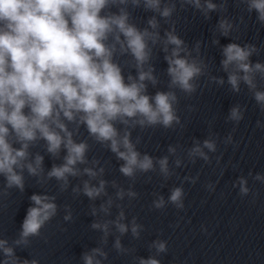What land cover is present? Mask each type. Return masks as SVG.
Here are the masks:
<instances>
[{
  "label": "clouds",
  "instance_id": "9594fccd",
  "mask_svg": "<svg viewBox=\"0 0 264 264\" xmlns=\"http://www.w3.org/2000/svg\"><path fill=\"white\" fill-rule=\"evenodd\" d=\"M249 13L255 12L257 20L264 24V0H244ZM191 5L206 19L209 13L217 11L213 0H181V6ZM225 3L219 5L220 9ZM132 8L143 7L145 11L158 14L167 23L176 10V4L169 0H0V177L4 178V189L0 195H9V190H25V171L29 176L40 177L44 173V155L30 151L38 142H43L44 151L52 158H59L63 151V162L53 164L47 171V179L60 182L65 190L69 177L81 174L78 164H86L89 144L86 140L74 139L81 127L88 137L106 146L116 158L123 161L119 171L133 178L137 171L147 173L159 165L162 175H169L168 157L154 158L141 154L131 139V130L157 125L165 129L180 124L176 113V92L191 95L196 92L195 83L206 65L198 58H192L185 41L175 32V26L164 32L158 29L160 23L153 15L143 29L130 22ZM220 34L228 37L233 24L227 18L218 20ZM163 44L162 51L168 65V91L148 92V86L155 87L158 78L151 63L153 47ZM218 44L219 40H214ZM171 46V47H170ZM200 42L195 49L199 52ZM258 52L256 45H240L235 42L222 46L220 61L227 74V83L233 92L239 93L241 84L250 92L261 111H264V90L257 86V76L264 80V62H253L251 57ZM120 56L130 55L134 61L136 75H125ZM223 85V78L212 77ZM230 121L237 124L243 119L239 105L230 109ZM259 124V122H257ZM69 125H73L70 128ZM121 126L123 131H121ZM137 142H139L137 140ZM231 142V136L228 137ZM209 152L216 151L213 140H204L189 150V156H199L206 162ZM169 153L175 148L169 147ZM98 163V161H93ZM179 165V161L176 162ZM104 169H100L103 173ZM83 173L91 178L97 176L92 168H84ZM256 179H264L260 175ZM41 183V180H37ZM241 195L248 194L247 181L240 178ZM106 181L99 186L83 183V194L95 200L105 191ZM74 192L80 189L74 188ZM130 197L136 193L129 191ZM117 196L123 199L121 189ZM183 190H171L169 202L183 208ZM55 196L33 193L30 206L21 223L19 233L9 242L0 238V264H39L35 258H21L17 248H27L31 238L40 237L41 230L57 215ZM108 206L100 205V210L109 212ZM159 209L164 207L163 196L154 201ZM93 216L96 209H92ZM121 211L115 221L104 223L94 221L91 228L103 233L102 243H106L109 224H114L120 235L129 231ZM65 221L72 220L69 211ZM141 226L135 218L131 222V233L139 237ZM117 252L126 251L117 237L114 243ZM158 253L167 251L166 242H153ZM108 254L100 247L81 253L83 264H102ZM139 264H160L154 257L139 258Z\"/></svg>",
  "mask_w": 264,
  "mask_h": 264
},
{
  "label": "water",
  "instance_id": "95a60500",
  "mask_svg": "<svg viewBox=\"0 0 264 264\" xmlns=\"http://www.w3.org/2000/svg\"><path fill=\"white\" fill-rule=\"evenodd\" d=\"M171 2L176 4V10L167 23L143 7L128 6L130 22L141 29L148 27L147 20L155 15L162 38L174 25L192 58L201 59L206 65L204 75L195 82L198 85L195 93L187 95L179 89H171L178 98L174 107L180 124L169 129L157 125L144 129L137 126L131 130V139L141 154L150 155L154 162L168 157L169 175H162L159 165L155 164L153 171H137L133 178L125 177L119 171L123 161L106 146L88 137L81 127L74 139L88 142V162L77 165L81 174L69 177L68 186L62 191L60 182L47 179L46 174L53 164L63 162L65 153L62 151L59 158H52L44 151L43 142H38L30 151L33 155L36 152L44 155V173L32 177L25 171L24 192L11 189L9 195H0V238H7L10 243L19 233L33 193H46L56 198L57 215L41 230V236L31 238L29 247L16 249L22 259L35 258L39 264H83L81 253L100 247L108 254L102 264H139V258L150 256L160 264H264V179L255 178L257 175L264 177V111L244 84L239 93L231 90L220 64L222 46L231 42L256 45L258 52L251 59L264 62V24L257 20L254 11H247L244 0H213L218 10L209 13V19L191 5L181 6V0ZM225 2V7L220 9L219 5ZM221 18L233 24L228 37L222 36L217 28ZM214 40L219 43L214 44ZM198 41L199 52L195 49ZM162 47V42L153 47L151 63L159 82L155 87L149 84L150 94L170 90ZM116 59L125 75H136L130 55L117 53ZM212 77L223 78L225 83L220 85ZM257 86L264 90V80L259 76ZM235 105L243 112L238 124L228 119ZM229 136L231 142H228ZM206 139L216 143L215 152L203 149L209 160L206 162L198 155L190 157L189 150L197 143L202 146ZM170 146L175 148L174 154L169 153ZM84 168H92L97 176H87ZM101 168L103 173H100ZM241 177L247 181V195L240 193ZM101 179L106 181L104 193L90 200L82 191L84 181L98 187ZM176 187L183 190V208L169 202L171 190ZM74 188L80 191L74 192ZM3 189L4 178L0 177V192ZM121 189L123 199L117 196ZM129 191L135 192V197H130ZM161 196L164 207L157 209L154 201ZM109 200L112 203L106 214L100 210V205L108 206ZM93 208L95 216L91 214ZM69 211L72 220L65 221L64 216ZM121 211L125 217L121 222L129 226V231L120 235L114 224H109L106 243H102L103 233L92 229L91 224L115 221ZM133 218L141 226L138 238L131 233ZM117 237L126 251L115 249ZM155 241L166 242L167 251L158 253L153 247Z\"/></svg>",
  "mask_w": 264,
  "mask_h": 264
}]
</instances>
